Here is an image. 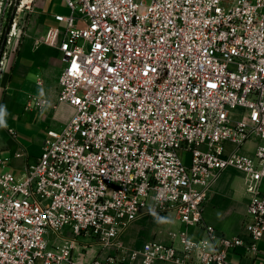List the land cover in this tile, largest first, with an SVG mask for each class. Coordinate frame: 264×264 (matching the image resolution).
Masks as SVG:
<instances>
[{
    "label": "built area",
    "instance_id": "obj_1",
    "mask_svg": "<svg viewBox=\"0 0 264 264\" xmlns=\"http://www.w3.org/2000/svg\"><path fill=\"white\" fill-rule=\"evenodd\" d=\"M65 2L70 12L54 15L64 24L49 26L44 42L62 52L58 101L73 113L48 129L20 174L0 156V264H232L230 249L257 251L264 0ZM47 103L32 98L37 108ZM230 167L250 195L248 241L204 220L208 192ZM171 212L184 227L169 242L122 239L135 221ZM94 244L111 251L89 258Z\"/></svg>",
    "mask_w": 264,
    "mask_h": 264
},
{
    "label": "crops",
    "instance_id": "obj_2",
    "mask_svg": "<svg viewBox=\"0 0 264 264\" xmlns=\"http://www.w3.org/2000/svg\"><path fill=\"white\" fill-rule=\"evenodd\" d=\"M47 1L41 0L34 6L33 27L28 31L29 36L17 43L16 47L6 50L0 75V156L5 160L4 169L15 174L23 172L27 164L42 153L48 129L61 128L73 113L69 104L58 101L59 76L64 66L62 52L58 47L44 42V34L49 26L64 24L54 16L62 12L51 10L48 13L50 23L43 25L41 17ZM62 1L67 6L65 0ZM33 96L47 99V105L42 108L33 106ZM257 141V138L249 140L244 149L253 152ZM249 201L243 173L233 167L227 168L208 192L204 208L206 225L213 227L218 234L240 235L248 241L250 235L244 221ZM138 221L127 228L129 237L138 242L134 246L153 238L169 242V232L184 227L175 212L161 217L156 229L151 226L146 230L136 229L135 226L143 224ZM189 231L195 235L206 234L203 227H190ZM124 235L126 239V231ZM229 255L232 264H264V236L258 242L257 251L248 252L245 245H240L230 249ZM156 264L182 263L159 261Z\"/></svg>",
    "mask_w": 264,
    "mask_h": 264
},
{
    "label": "rangeland",
    "instance_id": "obj_3",
    "mask_svg": "<svg viewBox=\"0 0 264 264\" xmlns=\"http://www.w3.org/2000/svg\"><path fill=\"white\" fill-rule=\"evenodd\" d=\"M41 0H2V11L0 13V59L4 55L5 50H10L17 46L21 40L29 36V29L33 24V16L35 12V5ZM51 10H56L62 12L63 14H68L70 9L65 6L62 0H48L47 5L43 9V15L41 17V22L43 25L50 23V18L48 17V13ZM14 22H16V32L14 34H10L11 29L13 28ZM63 25V24H61ZM38 27V26H37ZM183 153V152H182ZM185 160L189 161V156L185 158ZM161 216H152L147 217L142 220H139L141 224L140 227L135 226L136 229L146 230L148 226H151L152 229H156ZM137 222V223H138ZM138 223V224H139ZM136 224V223H135ZM129 229L126 230V239H124L125 235L122 236L123 240L130 245H135L138 242L129 237ZM111 251V248L105 249V252L102 247L98 244H94L91 246L89 258H92L97 253L98 254H106Z\"/></svg>",
    "mask_w": 264,
    "mask_h": 264
},
{
    "label": "bare ground",
    "instance_id": "obj_4",
    "mask_svg": "<svg viewBox=\"0 0 264 264\" xmlns=\"http://www.w3.org/2000/svg\"><path fill=\"white\" fill-rule=\"evenodd\" d=\"M24 1H26V0H24ZM1 8H2V7H0V10H1Z\"/></svg>",
    "mask_w": 264,
    "mask_h": 264
},
{
    "label": "flooded vegetation",
    "instance_id": "obj_5",
    "mask_svg": "<svg viewBox=\"0 0 264 264\" xmlns=\"http://www.w3.org/2000/svg\"><path fill=\"white\" fill-rule=\"evenodd\" d=\"M5 52H6V50H5ZM1 56V55H0Z\"/></svg>",
    "mask_w": 264,
    "mask_h": 264
}]
</instances>
